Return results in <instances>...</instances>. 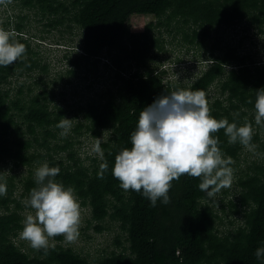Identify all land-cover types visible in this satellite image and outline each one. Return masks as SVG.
I'll return each mask as SVG.
<instances>
[{"label":"trees","instance_id":"obj_1","mask_svg":"<svg viewBox=\"0 0 264 264\" xmlns=\"http://www.w3.org/2000/svg\"><path fill=\"white\" fill-rule=\"evenodd\" d=\"M0 4L9 7L0 15V30L25 46L20 58L0 65V183L7 186L0 195V264H262L254 253L264 246V131L255 123L254 102L264 87V59L242 44L252 31L250 39L262 37L263 48L264 0ZM133 15L154 21L133 33ZM31 16L41 26L35 33ZM41 44L63 48L65 71L52 81ZM169 52L177 53L171 60L176 67L184 62L181 52L204 65L200 75L188 82L171 76L160 64ZM99 69L108 77L102 90L72 104L56 101L59 83ZM196 89L203 90L210 116L251 123L255 147L229 143L222 128L211 133L231 157V184L207 197L197 187L199 177L181 174L170 182L169 202L158 199L152 206L140 192L120 187L111 173L115 156L131 146L142 108L160 95ZM64 117L71 120L61 135L56 125ZM82 138L93 146L99 141L102 155L94 149L81 154ZM44 163L58 166L54 179L74 189L83 217L78 249L65 244L62 234L46 252L24 249L20 241L23 204L36 187L35 169Z\"/></svg>","mask_w":264,"mask_h":264},{"label":"clouds","instance_id":"obj_2","mask_svg":"<svg viewBox=\"0 0 264 264\" xmlns=\"http://www.w3.org/2000/svg\"><path fill=\"white\" fill-rule=\"evenodd\" d=\"M24 52L23 43L0 30V65L12 64ZM70 120L64 117L57 123L61 135L69 130ZM254 120L264 127V87L256 90ZM221 128L229 143L255 147L251 143V123L237 125L226 117L217 120L210 116L203 90H176L160 95L141 109L130 133L131 146L116 154L111 173L122 189L140 192L152 206L158 199L164 204L169 202L170 182L181 174L199 177L197 187L207 197H213L232 180L231 157L222 153L218 137L211 135ZM94 150L102 155L99 141ZM107 168V162L100 164L101 170ZM58 172V166L47 163L35 169L36 187L25 200L35 212L24 218L19 231L20 238L32 248H43L45 252L50 237L63 234L66 241H72L79 234V203L72 187L54 179ZM6 190V184L0 183V195ZM254 255L264 264V246L257 247Z\"/></svg>","mask_w":264,"mask_h":264},{"label":"rangeland","instance_id":"obj_3","mask_svg":"<svg viewBox=\"0 0 264 264\" xmlns=\"http://www.w3.org/2000/svg\"><path fill=\"white\" fill-rule=\"evenodd\" d=\"M8 1H11V0H8ZM6 9H7V13H8L9 7H7V5L0 4V15H5L2 11L6 10ZM153 21L154 20L148 16L133 15L130 17V20H129L130 31L133 33H139L141 31H143V29L147 23L153 22ZM29 22H30V24L28 26H29V29L31 30V32H33V33L37 32L39 29L38 26H40V25L35 23L32 16L30 17ZM252 33L253 32L250 31L249 33L245 34L244 37L246 38V41L243 42L242 48L244 49V51H247L249 49V47L251 46L250 52L254 53L258 60H262V59H264V46L262 48L263 38L258 36V38L256 37L253 41L250 39ZM243 35L244 34L242 32L241 33L238 32V38L243 37ZM62 38L66 40L70 37L68 34L63 33ZM235 41H236V37H235ZM45 43H50V42L48 40H45ZM41 46H43V48L42 47L39 48L41 50V55H42L44 61H47L48 64L50 65V70H49V74H48L49 77L47 80L52 81L53 79L59 77V75L61 73H64V71H65V66L63 64H61V62L59 61V58L63 54V52H62L63 48L60 47L59 49H57L55 46H44L43 44H41ZM175 53L169 52L168 60H165L163 58V59H161L160 64L164 65L165 69H167L169 74L171 76L173 75L174 78L179 76L184 82H188V81L192 80L194 75L199 74L200 70L202 69V66L201 65H195L194 62H191L189 54L186 55V54L181 52V53H179V55H180V57L183 58L184 62H183V64L178 65L176 67V65H172V61H171L176 57L177 53L176 54ZM104 61H105V59H104ZM104 61L103 60L101 61L100 67L102 66V63ZM171 65L173 67H171ZM172 72H173V74H171ZM105 74H107V73H105ZM106 79H108V77H106V76H104V74H102L101 69H99V71L97 72V75L93 74V71H91L89 73H83V72L82 73L81 72L76 73V77L71 81V84L62 86V84L59 83V85L54 89V91L56 93V96H55L56 101L62 102V100H63L64 102H62V103L72 104V103H76L79 101L86 100L92 94H94L97 91L102 90L105 87V82L107 83ZM61 91L64 92V95H59ZM263 131H264V127H263ZM93 147L94 146H93V143L91 140H88L86 138L85 139L82 138L81 154H83V152H86V151H88V154H91L92 153L91 151H93V149H94ZM18 173H20V171ZM23 207H24V209L21 212V215L23 216V220L29 214L34 215L35 210L32 209L30 206H27L25 202L23 204ZM80 214H81V212H80ZM82 219H83V217L80 215L79 227L83 226ZM78 230H80V229H78ZM79 235L80 234H78V236L72 241H66L64 238L62 241L65 244H69L70 246H73L74 248L78 249L81 247V241L80 242L77 241V239L80 238ZM20 241L23 242L24 249L25 248L28 249L31 247L28 241L23 240L21 238H20ZM54 241H55L54 237H50L48 239L47 244H52V242H54ZM96 241L97 240H94L90 244L92 245Z\"/></svg>","mask_w":264,"mask_h":264}]
</instances>
